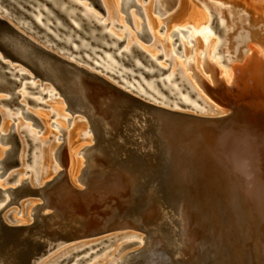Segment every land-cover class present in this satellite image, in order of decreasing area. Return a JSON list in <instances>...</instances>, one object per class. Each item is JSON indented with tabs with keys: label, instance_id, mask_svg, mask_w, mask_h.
I'll return each instance as SVG.
<instances>
[{
	"label": "bare ground",
	"instance_id": "bare-ground-1",
	"mask_svg": "<svg viewBox=\"0 0 264 264\" xmlns=\"http://www.w3.org/2000/svg\"><path fill=\"white\" fill-rule=\"evenodd\" d=\"M129 1L104 0L107 16H110L109 13L112 15L111 11L114 8L118 20H121L118 16L121 11L120 3ZM190 1H180V13L177 12L178 14L173 16L165 28L166 48L164 54L160 55L164 60L165 58L173 59V66L168 67V70L155 63L158 61L156 60L159 58L158 55L136 43L132 33H128L125 39L122 33L119 34L114 30L102 31L101 25L104 21L92 17L93 12L88 11L90 4L84 5L79 0H0V15L9 19L29 37L63 58L101 74L148 102L176 112L211 118L216 120L213 125L221 126L220 128L214 126L211 131L212 140L198 148L192 139L181 142L171 133H159L156 126L162 119L158 120L154 111H148L147 114L136 117L135 128L136 126L141 127L144 120L149 124V139L153 143L159 163L158 178L155 179L153 176L148 182L147 177L143 178L136 174L138 172L136 167H139L137 165L112 167L110 163L104 161V156H108L104 153L102 145L107 146L109 129L118 130L125 119L122 115L117 114L116 116L114 113L110 116H100L99 119L104 125L101 122L98 124L99 121L96 122L97 117H95V109L91 100H88L89 98L83 96L81 92L82 88H94L93 84L81 80L80 73L75 70L65 72L64 69H59V64L42 52L33 56L36 58L34 65L30 64L31 59H28L29 63L24 65L19 59L12 61L10 57H4L0 50V99L6 96L1 99L3 102L8 103L11 109L13 107L18 109L19 115L20 113L27 115L25 107L28 101L25 104L22 99L27 98L29 102H33L34 99L38 100L35 96L33 99V95L40 93L43 99L47 96H61L63 100L59 102L62 104L66 102L68 110L69 104L64 96L48 80L42 82L40 75L35 76L31 68L45 76L48 70L58 71L61 78L65 77L72 82V85L75 84V89H77L75 93L69 89H65V92L69 97H75L77 109L86 111L87 114L80 111L74 113L79 114L81 120L88 121L89 130H86L89 134L90 131L94 134V137L91 134L87 136L85 139L88 142L84 143L79 140L83 124L77 122L75 128L73 126V129L69 131L67 147L64 156L62 155V163L65 164L66 159L69 168L66 174L54 165L56 142L51 144L52 146L42 148L45 154L40 157L42 175L39 184L41 187L25 186L24 179L19 176L15 181L17 185L15 191L27 193L35 189L34 193L41 195L43 203L34 207L35 214H32L29 209L25 218L14 217L11 220L12 223L8 220L7 224L30 225L35 222L36 213L40 208L42 212L44 209H52L51 212L61 213L76 211L78 215L80 214L78 210H80L83 224L76 230V237L68 243L88 235L102 233L109 226L122 229L133 227L146 232L142 234L143 236L123 234L115 240L113 248L107 253H114L110 258V264H264V148L258 150L256 144L253 143L257 136L255 130L257 128L254 127L256 118H254L253 111H248V105L251 107L253 103L250 100L248 105L243 106L244 100L241 98L243 94H250L249 91L260 88L259 84L264 81V51L261 48L264 45V38L259 32L252 34L245 30V33L239 34L236 39L239 44L237 54H240L243 44L249 45L251 38L261 43L258 47L262 51L255 54L252 51V53L249 52V48L246 49L245 56L240 61L237 58L238 62L234 63L231 76H225L226 72L223 74L221 69L219 72L213 66L209 67L212 74L222 73L225 78H219L217 74L215 79L211 78L214 82H210L209 76H206L207 79L202 75L199 76L204 91L206 90V94L210 95L207 94L208 98L182 68L181 60L174 55L173 45L175 44H172L169 38L170 33L174 35L176 30L181 31L187 25L192 26L193 35L197 39L195 66L201 72L200 50L203 48L201 35H209L208 32L211 29L208 28L211 25L206 28L209 20L207 16L206 22L207 13L199 6H190ZM112 2H114V7L111 6ZM154 2L155 0L148 1L146 12L149 28L154 37L160 40L157 33L158 22L153 16L156 6ZM240 2L241 0H235L236 12L243 10L241 13L248 17L250 25L256 24L257 26L260 21L264 22L263 3H260L262 5L260 6V4L253 5V1H250L251 3L244 1L243 8H239ZM79 3L83 4L85 9L81 8ZM187 7L188 10L183 12ZM227 7L232 8L230 4ZM131 21H133L132 18ZM112 22L118 23L115 19ZM136 25L141 26L138 21ZM180 38L183 44L182 53L189 56L187 40L184 36ZM216 45V37L211 38L209 56L212 55ZM19 48L24 49V44L22 43V47L20 45ZM21 51L16 54L15 49L13 52L11 50L13 56L17 55L15 58L22 57ZM229 57L231 58V55ZM157 68L162 70V73H159ZM177 68H182L181 76L184 84H188L198 94L199 99L194 100L195 98L189 96L190 94L188 96L178 95L179 92L182 94L185 92L183 87H180L183 83H175ZM166 71L164 77L163 74ZM200 101L204 103V106L199 104ZM41 109L39 116L45 123L46 131L49 132L51 126L48 111H44L42 107ZM58 109H63V107H58ZM137 112L143 114L140 110ZM111 118L116 121L110 123ZM233 119L239 126L236 128L237 135L234 134L232 140L223 134L222 128L225 126L224 122ZM162 121L167 125L168 120ZM169 124L171 125V122ZM195 125H193L195 130L201 129L200 126ZM2 128L4 129L0 130L1 143L7 142L13 130L18 131L19 129L17 124L9 125L8 120L2 122ZM20 128L26 133L29 142L40 143L41 140L37 136L39 132H34L32 125H21ZM93 141L94 144L91 145ZM85 145L90 146L82 150L86 158L85 166H82L83 160L77 156V148ZM23 151L25 152L24 147ZM5 152L12 154L14 150L13 148L0 149V178L5 175L4 173L2 175L5 165L14 161L12 157L4 156ZM80 172H83L81 179L86 184L85 188L75 183L76 174ZM146 180L151 190L145 194L151 195L152 199L151 197L143 198L141 196L143 191H139ZM4 194L2 202L5 205L11 197L6 191ZM136 196L138 199L135 200ZM4 205L0 204V208ZM130 207L141 208L142 211L129 215L127 213ZM150 207H154V210L148 213L151 217L145 220L144 213ZM121 210L124 211L123 214L119 213ZM125 218L127 219L124 223L120 222ZM117 219H119L118 222H116ZM104 242L103 240L96 242L94 247H92L94 243L81 244L82 246L72 243L69 244L72 245L69 248L55 249L37 264H49L58 253L72 248V251L51 264H64L66 259L69 263L76 256L73 255L75 252L90 247L84 252L87 253ZM130 244H133L131 247L138 248L134 250L131 248L130 252H126L127 250L120 252L124 246ZM103 248L106 246H102L89 255ZM55 251L60 252L54 254ZM120 255L123 256L119 258Z\"/></svg>",
	"mask_w": 264,
	"mask_h": 264
},
{
	"label": "rangeland",
	"instance_id": "rangeland-1",
	"mask_svg": "<svg viewBox=\"0 0 264 264\" xmlns=\"http://www.w3.org/2000/svg\"><path fill=\"white\" fill-rule=\"evenodd\" d=\"M99 1H100V4L97 3V5H94V4H91V0H79V2L83 3L84 5L90 4L88 8L90 10H93L94 12H96L97 13L96 15H98V16L92 15V17L94 19L97 18V20H101V21L103 20L104 23H108V26L103 27L102 31H106L109 29L114 30L115 32H117L119 34L122 33L124 35L123 37H125V39L127 38L128 33H132L134 35V37H133L134 40L137 41L136 43L140 44L141 46H143L145 49L149 50L153 54L158 55L159 58L156 59L158 61H156L155 63L163 66L164 68H167L168 70L170 67L173 66V59H170V58L166 59L165 58V60H164V59H162L163 56L160 54H162V53L164 54L165 48H166L165 47V40H167V36L165 34V28L167 27V24L170 22V20L173 18V16L178 14L177 12H179V10H180L179 7H180V1L181 0H155L154 6L155 5L156 6H155V9L153 11V16L158 22L157 33H158L160 40L156 39L154 37L153 33L151 32V30L149 28V19H148L147 12H146V6H147V3L149 0H130L129 2L120 3V10L121 11L119 12L118 16L121 18V20H118L117 15L114 12V8L111 11L112 15L109 13L110 16L108 17L107 16V8L104 4V0H99ZM117 1H119V0H116V2ZM244 1H248V2L253 1L252 2L253 5L254 4L258 5L260 3L261 4L263 3L262 5L264 6V0H261V1L260 0H241V2H240L241 4H240V6H238L239 8H243ZM134 2L138 3L141 6L142 12H141V9L138 8ZM113 4H114V2H112V5H111L112 7H114ZM189 4H190V6L196 5V6L201 7L205 11V13H207L206 22L208 20L207 16L210 20V21L208 20L206 28H208V26L211 25L208 28V29H211V30H209L210 33L208 32L209 35H207V34L201 35V39L203 41V48L200 50V52H201L200 53L201 69H202L201 72L202 73L195 66V61H196L195 47L197 44V39L195 38V35H193L192 26L187 25L186 28H183V30H181V31L176 30L174 32V35H173V33H170L169 38H170V41L172 42V44H175V45H173V50L175 53L174 55L176 58H179L181 60L182 68L185 69V72L187 75H190L191 79L196 83V85L199 87V89L202 90V92L204 94H206V92H205L206 90L204 91V87L200 81L199 76L200 75H202L203 77L209 76L210 82L211 81L214 82L213 79H215L216 78L215 75L218 74L217 73V74L213 75L212 72L209 70V67L213 66V67L217 68L219 72H221V70H222L223 74H224V72H226L225 76H227V75L231 76L230 75L231 70L234 71V68H233L234 63L238 62L237 58H239V61H240L241 58L245 56L246 49L249 48V50H250L249 52L252 51L255 54H257L258 52L260 53L262 50L264 51V45L261 47L262 48V50H261L258 47V46H260L261 43L257 42L255 39L251 38L249 45L248 44L242 45L240 54L238 55L237 54L238 53L237 48H238L239 44L236 41L239 34L245 33V30L251 32L252 34L254 32H259L262 34V37L264 38V22L260 21L257 26H256V24L250 25L248 17L245 14L241 13V12H243V10L236 12L237 8L235 7V5H236L235 0H191L189 2ZM228 4H230L232 8H228L227 7ZM261 4H260V6H262ZM102 7L105 8L104 11H102ZM187 10H188V7H187V9L185 8V10L183 12H186ZM128 13L131 16H129ZM101 16L104 18H102ZM99 17H100V19H99ZM130 17L132 18L133 21H131ZM104 19H106V20H104ZM113 19L118 21V25L112 22ZM136 21H138L141 24V26H137ZM221 21H223V22L225 21L224 24ZM209 23H211V24H209ZM109 24L111 25V28H110ZM148 31H149V33H148ZM191 33H192V36H190ZM212 34H214V35H212ZM181 36H184L185 39L187 40V47L190 50L189 56H186L185 54L182 53L181 49L183 47V44L180 41ZM213 37H216L217 45L214 48V50L212 51L213 52V53H211L212 55L209 56L208 55L209 54L208 51L210 50L209 45L211 42V38H213ZM178 38H180L179 41H178ZM250 45H251V47H250ZM217 48H218V50H217ZM251 48H252V50H251ZM214 54H216L217 56ZM230 55H231L232 59L229 57ZM210 63H212V64H210ZM207 64H208V67H207ZM165 66H167V67H165ZM182 68H177V71H176V79L177 80L175 81V83H177V82L183 83L180 87L181 88L183 87L182 89H184L183 91L185 93L183 92L184 94H182L181 92H179L178 95L179 96H188L190 94L189 96H192L193 98H195L194 100L199 99L197 96L198 94L188 84L187 85L184 84L185 82H183V78L181 76L182 75ZM207 68L209 71L207 70ZM157 69L160 71L159 73H162V70H160L159 68H157ZM219 69H221V70H219ZM228 70H229V72H228ZM167 71L163 74L164 77H165V74L167 73ZM222 73H219L217 76L219 78L220 77L225 78V76ZM211 75H213V76H211ZM211 78H213V79H211ZM206 79H207V77H206ZM259 85H260L259 86L260 88H255L254 90L250 89L251 90V91H249L250 94H243L241 96V98L244 100L243 106L248 105L247 103H249L250 100L253 103V105L251 107L248 105V107H249L248 111H251V112L253 111L254 118H256L254 127L257 128V129H255L257 131V136L254 140L255 142H253V143L256 144V147L258 150H262V148H264V81H261V83ZM45 91H47V90H45ZM207 94H206V96H207ZM34 96L38 100L35 101ZM208 96H210V95L208 94ZM2 98H6V96H3ZM32 98L34 99L33 102H29V100L27 98L24 100L22 99V102L27 103V101H28V104L25 103L26 104L25 109L27 108L26 110L29 113H31L33 116L23 115L21 113L19 115L18 109H15L14 107H13V109H11L9 107L8 103H5L0 99V130L2 131L4 129V128H2V122L5 120H8L9 125L17 124V126L19 127L18 131L13 130V133L9 138L17 139L20 143L19 146L16 144L17 150L12 152V154H6V152L4 154V156H8L10 158L12 157V159H14V161L8 162L5 165V168L2 169V171H4L7 168V171H6L5 175L0 178V188H3V189L8 188V187L16 188L17 185H16L15 181L17 180V178L19 176H21L24 180L28 178L31 187H33V188L41 187V185L39 184L40 176L42 175L41 170H40V157L43 154H45L43 149L47 148V146L49 147V145H51V144L52 145L55 144V142H56L57 146L55 148L56 154H54V156H53L54 165L60 171L63 170L65 172V174L67 172H69V168L66 164V159H65V164L62 163V155L64 154L65 149L67 147V137H68L69 131L71 129H73V126L75 128V123L79 122L80 124H83V127H81V131L79 133V140L86 143V142H88V140L85 139V138H87V136H90V134H91L94 137V134L91 131H90V134L88 133V130H89L88 121L86 119L81 120L79 118L80 117L79 114H76L69 109L67 110L66 109L67 103L64 102L62 104V102H59V100L60 101L63 100V98L61 96L60 97L47 96L46 98L43 99L42 95L40 93H37L36 95H33ZM210 99H212V98L210 97ZM199 104L201 106H204V103L202 101H200ZM41 107L43 108L44 111H46V112L48 111L47 114L49 116V123L51 126L50 127L51 130L49 132L46 131L45 123L43 122V120L39 116V114H40L39 112L42 111ZM58 107L59 108L63 107V109H58ZM228 109L229 108H227V110ZM8 110H9V112H8ZM20 116H21V118H20ZM15 117H18L19 119H17V118L15 119ZM68 118H72V121H69ZM54 123L57 125H55ZM26 124L32 125V129L34 130V132H39L37 136L41 140L40 143H38V144L33 143L32 144L31 142L28 141L26 133L22 132V128H20L21 125L23 126ZM61 129H64L65 131H63ZM86 129H88V130H86ZM85 131H87V132H85ZM57 136L59 139L57 138ZM0 137H1V134H0ZM9 138H8V140H6L7 142H3V143L0 142V149L8 150V149L12 148L14 143L11 142V139H9ZM93 144H94V141L91 145H93ZM87 146H90V145H85L83 147L77 148V156L79 158H81V160H83L82 166H85V161H86L84 152L82 150ZM23 147L25 148V152L23 151ZM22 151H23V154H22ZM263 153H264V149H263ZM13 154H15V155H13ZM51 170L53 171L52 168H51ZM26 171H27V173H26ZM82 173L83 172L76 174L75 183H77L81 188H85L86 184L81 179ZM8 179H11V180L8 181ZM49 181H51V180H49ZM9 195L11 197L10 193H9ZM41 203H43V199H42L41 195H39V194H28L20 200V205L16 203L10 210H8L4 214L5 220L7 222H8V220H10V223H12L11 219L14 217L15 218H25L29 212V209H31L30 211L32 212V214H35L34 207H36L38 204H41ZM0 204L4 205L3 202H1ZM51 210L52 209H44L43 212L44 213L51 212ZM152 210H154V207H150L149 209H147L145 211V213H144V217H145L144 219L145 220H147L151 217V215L149 216L148 213ZM9 211H12V213H11L12 215L10 217L7 216V213H9ZM122 211L123 210H121L119 213L123 214L124 211L123 212ZM126 219L127 218L121 220L120 222L124 223ZM118 221H119V219L116 220V222H118ZM140 230L141 229L133 228V227L122 229L120 227L114 228V226H109V228L106 231H103L102 233H97L95 235H88L87 237L76 239L71 243L64 244L63 246H61V248H63V249H65L67 247L69 248V246H72L69 244H72V243L74 245L79 244L80 246H82V245H88L91 243H96V242H99L101 240L107 239L104 243H102V245L100 244L99 247H95L94 250H91L87 253H84L83 255H78V256L76 255L74 257L75 260L73 259L69 263H68L69 260L66 259L64 261V264H66V262L68 264H110V258L114 253H112V252L109 254H107V253L113 248V245L115 244L114 243L115 240L119 239L123 234H130L131 233V234L142 235V234L146 233L145 231H140ZM108 245H110V246L107 247ZM131 245H133V244L124 246L120 250V252H124L125 250H127L126 252H128V251L130 252L132 249L134 250V249L138 248V247L133 248V247H131ZM102 246H106V248L95 253L94 255H89L91 252H95L96 250H98ZM58 248H60V247H58ZM58 248H57V250H59ZM69 251H72V248H70L69 250H65L63 252L62 251L61 252L55 251L54 254H57L58 252H60V253H58L56 256H54L49 264L53 263L54 261L59 259V257L65 255ZM53 252H51V253H53ZM121 256H123V255H120L119 258H121Z\"/></svg>",
	"mask_w": 264,
	"mask_h": 264
},
{
	"label": "water",
	"instance_id": "water-1",
	"mask_svg": "<svg viewBox=\"0 0 264 264\" xmlns=\"http://www.w3.org/2000/svg\"><path fill=\"white\" fill-rule=\"evenodd\" d=\"M22 43L24 44V49L19 48L20 45L22 47ZM14 49L16 54L22 50L21 58H15L17 55L13 56L12 52ZM0 50L4 57H10L12 61L19 59L24 65L29 63L28 59H31L30 64L34 65L36 58L33 56L42 52L59 64V69L62 68L65 72L75 70L80 73L81 80L93 84L94 88H82L81 92L83 96L91 100L95 109V117L98 118H96V122L99 121L98 124L101 122L104 125L99 119L100 116H110L114 113H116V116L117 114L122 115L125 119L118 130L109 129L110 134L107 136V142L105 141L107 146L104 147L102 145L104 153L108 156H104V161L110 163L112 167L116 165H129V167L137 165L139 167H136L138 170L136 174L143 176V178L147 177L148 182L153 176H155V179L158 178L159 163L154 152L153 143L149 139V124L144 120L141 127L136 126L135 128L136 117L139 118L147 114L148 111H154L158 120H168L167 125L163 124L161 120L156 126L159 133H171L174 137L180 139L179 141L181 142L192 139L198 148L200 145L212 140L211 131H213L214 126L217 128L221 127L220 125H213L216 121L214 119L202 118L191 113L176 112L134 95L101 74L79 66L48 49L18 29L9 19L2 15H0ZM31 69L34 71L35 76L40 75L42 82L48 80L55 86L59 93L68 101V109L73 112L86 113L85 110L77 109L75 97H69L66 94L65 89H69L72 92H76L77 89H75V84L72 85V82L67 78H61L60 72L48 70V74L45 76L33 70V68ZM137 110L142 111L143 114L137 112ZM25 113L28 116H33L28 111H25ZM88 118L90 119L89 116ZM71 120L72 118H69V121ZM90 121L93 122L92 120ZM115 121L114 118H111L110 123ZM196 123L198 125H195ZM193 125L200 126L201 129L195 130ZM224 125L222 128L223 134L233 140L234 134L237 135L236 128L239 125L235 123L234 119L224 122ZM61 130L65 131L64 129ZM13 142L12 148L15 151L20 143L17 139H13ZM141 186V189H139V191H143L141 196L143 198L151 197L150 199H152L151 195L145 194V192L151 190L150 185H147V180ZM32 191L27 193L15 191V195L19 198L24 195L35 194V189H32ZM136 199H138L137 196ZM140 211H142L141 208L130 207L127 214L133 215ZM78 212L82 214V211L78 210ZM80 214L78 215L76 211L44 213L42 208H40L35 222L30 225L0 223V264H37L55 249L67 244L76 237V230L83 224Z\"/></svg>",
	"mask_w": 264,
	"mask_h": 264
},
{
	"label": "flooded vegetation",
	"instance_id": "flooded-vegetation-1",
	"mask_svg": "<svg viewBox=\"0 0 264 264\" xmlns=\"http://www.w3.org/2000/svg\"><path fill=\"white\" fill-rule=\"evenodd\" d=\"M97 3H99L100 4V1L99 0H91V4H94V5H97ZM135 3V2H134ZM79 5H80V7L81 8H83L84 7V5L83 4H80L79 3ZM135 5L136 6H139L140 7V9H141V6L140 5H138V3H135ZM83 9H85V7L83 8ZM88 11H90V12H93V13H91L92 15H94V16H96V13L94 12V11H91L90 9H88ZM102 11H104V9L102 8ZM128 15H129V13H128ZM130 16V15H129ZM115 24H117L118 25V23L117 22H115ZM106 26H108V24H106V23H104V24H102L101 25V27L103 28V27H106ZM6 171H7V168L2 172V175H4L5 173H6ZM4 173V174H3ZM11 179H8V181H10ZM26 180V179H25ZM24 180V184H25V186H29L30 188H31V185H30V182H29V179L27 178V180L25 181ZM10 189H11V192H10ZM2 190V191H1ZM15 190H16V188H14V187H8L7 189H5L4 191H3V189H1L0 188V203L4 200V192L6 191V192H8V193H10L11 194V200L10 201H8L4 206H2L1 208H0V223H7V221L5 220V216H4V214L8 211V210H10L16 203L17 204H19L20 205V200L23 198V197H25L26 195H24V196H22V197H19V198H17V196L15 195ZM3 193V194H2ZM4 197H3V196ZM3 198H2V197ZM10 203V204H9ZM7 205V206H6ZM4 207V208H3ZM12 211H9V213H7V216L8 217H10L12 214ZM36 214H38V213H36ZM11 220H13V218L11 219ZM107 239H105V240H103V241H106ZM95 244H97V243H94V245H92V247H94V246H96ZM87 249V250H86ZM90 249V247H88V248H85L84 250H82V251H77V252H75L73 255H81L82 254V252L84 253V252H86V251H88ZM104 249V248H103ZM99 251H101V250H99ZM79 252V253H78ZM98 252V251H97ZM78 253V254H77ZM81 253V254H80ZM93 254V253H92ZM91 254V255H92ZM95 254V253H94ZM93 254V255H94Z\"/></svg>",
	"mask_w": 264,
	"mask_h": 264
}]
</instances>
